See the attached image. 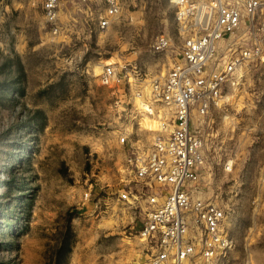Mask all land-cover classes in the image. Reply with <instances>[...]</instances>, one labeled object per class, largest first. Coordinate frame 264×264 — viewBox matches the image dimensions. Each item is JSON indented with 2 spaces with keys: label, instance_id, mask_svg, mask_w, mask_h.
<instances>
[{
  "label": "rangeland",
  "instance_id": "374dc122",
  "mask_svg": "<svg viewBox=\"0 0 264 264\" xmlns=\"http://www.w3.org/2000/svg\"><path fill=\"white\" fill-rule=\"evenodd\" d=\"M58 24L54 33L41 0H0V264H148L138 211L112 196L130 177L119 133L148 145L156 121L133 86L99 75L122 63L140 79L164 73L170 55L151 42H180L174 10L121 0L100 29L61 0ZM240 76L202 119L201 185L225 207L232 239L209 264H264V63Z\"/></svg>",
  "mask_w": 264,
  "mask_h": 264
},
{
  "label": "built area",
  "instance_id": "2783aa9c",
  "mask_svg": "<svg viewBox=\"0 0 264 264\" xmlns=\"http://www.w3.org/2000/svg\"><path fill=\"white\" fill-rule=\"evenodd\" d=\"M174 10L179 43L158 33L151 50L166 53L164 73L140 79L122 63L104 65L103 84L125 83L156 121L150 143L124 130L129 184L112 200L138 211V236L149 252L148 264H209L225 255L232 239L225 229L226 210L204 193L206 165L202 119L221 106L231 85L249 65L264 63V0H166ZM61 0H41L46 23L59 29ZM69 10L95 18L105 29L120 13L121 0H67ZM91 189L84 192L90 199Z\"/></svg>",
  "mask_w": 264,
  "mask_h": 264
},
{
  "label": "bare ground",
  "instance_id": "6f19581e",
  "mask_svg": "<svg viewBox=\"0 0 264 264\" xmlns=\"http://www.w3.org/2000/svg\"><path fill=\"white\" fill-rule=\"evenodd\" d=\"M139 102V101H138ZM154 121V120H153ZM152 123V122H151ZM147 124H148V122H147ZM152 125V124H151ZM152 127V126H151ZM154 128V127H153Z\"/></svg>",
  "mask_w": 264,
  "mask_h": 264
},
{
  "label": "crops",
  "instance_id": "0c3cea01",
  "mask_svg": "<svg viewBox=\"0 0 264 264\" xmlns=\"http://www.w3.org/2000/svg\"><path fill=\"white\" fill-rule=\"evenodd\" d=\"M71 11V13H73V11L72 10H70Z\"/></svg>",
  "mask_w": 264,
  "mask_h": 264
}]
</instances>
